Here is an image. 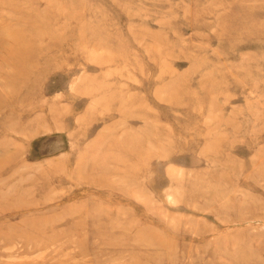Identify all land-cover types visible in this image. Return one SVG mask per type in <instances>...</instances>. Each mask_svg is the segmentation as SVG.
<instances>
[{
	"label": "rangeland",
	"instance_id": "374dc122",
	"mask_svg": "<svg viewBox=\"0 0 264 264\" xmlns=\"http://www.w3.org/2000/svg\"><path fill=\"white\" fill-rule=\"evenodd\" d=\"M0 264H264V0H0Z\"/></svg>",
	"mask_w": 264,
	"mask_h": 264
},
{
	"label": "bare ground",
	"instance_id": "6f19581e",
	"mask_svg": "<svg viewBox=\"0 0 264 264\" xmlns=\"http://www.w3.org/2000/svg\"><path fill=\"white\" fill-rule=\"evenodd\" d=\"M23 57H24V55H23Z\"/></svg>",
	"mask_w": 264,
	"mask_h": 264
}]
</instances>
